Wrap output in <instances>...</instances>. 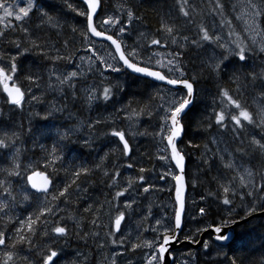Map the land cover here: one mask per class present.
Here are the masks:
<instances>
[{
	"label": "snow or ice",
	"instance_id": "snow-or-ice-1",
	"mask_svg": "<svg viewBox=\"0 0 264 264\" xmlns=\"http://www.w3.org/2000/svg\"><path fill=\"white\" fill-rule=\"evenodd\" d=\"M106 2L81 0L82 7H78L65 0L66 7L83 18L70 23L51 14L39 0H0V95L9 112H22L26 102L43 103L33 88L59 94V102L54 101L42 117L45 120L53 113L64 112L68 102L79 101L89 112L94 105L106 108L117 93L124 91L120 74H138L171 86L164 94L158 88L147 102L130 100L114 106L107 116L79 120L74 128L59 134L50 148L39 145L45 153L43 169H52L49 174L37 171L40 161L22 162V123L0 126V157L7 164L0 167V264H58L73 235L85 245L89 239L95 241L100 249L109 245L123 248L124 252L104 257L108 264H117V258L126 252L145 249L144 264H169V257L175 264L174 244H198L207 252L214 242L230 239L225 229L237 223L240 211L244 213L242 219L264 212V0H207L203 7L193 0H174L175 13L169 10L159 15V26L154 31L142 30L145 16L135 0H117L110 13L105 12ZM229 9L235 14L232 19L228 18ZM206 16L212 18L211 25L205 23ZM234 20L243 23L240 30L233 26ZM190 27L191 35L187 32ZM132 35L137 38L128 43ZM28 55H36L44 62L46 76L24 68L20 59ZM189 64L198 70L190 71ZM113 73L117 77H110ZM202 79L216 82L211 115L201 121L205 131L215 128L216 134L209 141L215 148L204 145L202 163L208 170L217 163L219 174L213 177L215 191L201 199L212 197L218 205L225 206V211L218 221L197 225L181 240L187 213V182L186 152L178 141L185 133L183 117L194 104ZM4 115L0 107V117ZM154 116L158 118L156 130L140 131L142 119L150 121ZM101 125L100 135L112 145L109 151L92 166H65L63 142L71 143L72 134L86 130L88 137L83 145L91 148L97 126ZM27 132L31 133V127ZM137 136L157 140L155 159L168 166L157 178L170 177L174 181L167 189L174 192V204L170 223L157 219L154 226L143 227L152 215L149 207L133 236L131 232L126 234L123 226L135 214L138 197L164 190L149 182L146 174L154 172V167L133 160L130 140ZM187 146L200 147L190 142ZM113 156L115 161L108 165L106 162ZM147 159L153 157L148 155ZM125 168L138 170L135 177L122 182ZM61 170L65 182L57 187L54 180ZM36 176L42 177V182L38 183ZM97 176L110 190V199L87 204L83 214L79 209L68 213L59 207L58 202L72 204L73 197L79 202L82 194L89 191L85 185L95 183L92 178ZM24 204L33 210L20 216L16 209ZM198 215L207 216L208 209L200 207ZM191 218L196 220L197 216ZM147 231L156 235L146 239L143 232ZM206 233L209 239L197 238ZM81 256L87 260L83 253H77V259L66 264H84ZM187 256L183 264H196L194 253ZM229 261L238 264L236 258ZM128 264H133L132 260ZM259 264H264V259Z\"/></svg>",
	"mask_w": 264,
	"mask_h": 264
},
{
	"label": "trees",
	"instance_id": "trees-1",
	"mask_svg": "<svg viewBox=\"0 0 264 264\" xmlns=\"http://www.w3.org/2000/svg\"><path fill=\"white\" fill-rule=\"evenodd\" d=\"M39 2H41V4H43L50 11V13L53 12V14L62 16L63 19H66L68 22L75 23L73 19L75 15L66 7L65 0H39ZM70 2L78 7H82L81 0H70ZM116 2L117 0H107L104 5L105 12L111 11ZM135 2L139 4V12L145 16L144 30L154 31L155 28L159 26V15H163L169 10L175 13L174 0H142V2L141 0H135ZM82 19L80 17H76V22L82 21ZM181 23H183L182 20ZM20 63L25 69L44 75V62H42L36 55L21 57ZM257 63H259V61H257ZM226 78L227 76L225 75V79ZM123 82L124 83L122 85L124 87V91L120 92V101L122 105L126 104L130 100L139 102L148 101L150 96L149 90L153 83L152 81L136 75H124ZM204 84L209 88L212 87L215 89L214 83L211 79H206ZM206 116H208L206 107L194 101V104L190 106L187 114L183 117L182 122L185 125V133L179 142L180 147L186 152L185 173L188 175V178L190 177V174L195 178V174H193V172L200 169L199 171H196L199 172V175L195 178L197 180L195 188L189 187L188 185V188L191 189V193H195L197 197V202L193 206L192 211L195 216H197V219L194 220V222L199 226L206 223H212L213 221H218L219 216L225 211V206L218 205V202L212 197L201 199V197H207V193L209 191H215L216 183L213 180V177H216L219 174L217 163L213 164L211 170H208L207 166L202 163V153H204L205 150H202L201 146L207 141V131L204 130L201 121H203ZM145 121L149 120L146 119ZM59 134L60 131L58 127H56L54 123H50L49 120H45L40 127L32 128L31 135L28 140L29 150L24 152L25 155H29L33 161H40L41 166L37 169L45 171L47 174L51 173L52 169H43L42 164L45 153L41 150L39 145L43 144L46 148H50L51 145L56 143L59 139ZM150 140V136H148L140 142L139 158L144 164L143 166L155 168L160 161L155 159V151L153 150V145ZM189 142L191 145H199L200 147L197 148L194 146H187L189 145ZM63 144L65 145L62 152L65 157V166L72 164H75L76 166L81 164L90 166L89 147L80 143H69L67 141H64ZM209 154L211 155V152H209ZM148 155L152 156L153 159L148 160ZM198 159L201 160L197 161ZM198 162L200 164H198ZM196 163L198 164L197 166L195 165ZM3 166H7L6 159L0 157V167ZM92 179L95 183L85 185L88 187L89 191L82 194L83 198L79 202H76L75 197H73L72 204L65 205L62 202H58L59 207L61 209L66 208L68 213H75V211L79 209L81 214H83V207L87 204L95 203L96 201L103 202L106 195L105 191L108 192L109 189H107L105 185L100 182V179L96 177ZM64 182L65 175L61 170L59 175L55 178L54 183L57 187H59ZM200 207H206L208 209L207 216L202 218L199 217L198 209ZM32 210L33 208H29L27 204H24V206L16 209V213L20 216H24ZM61 215H64V213L62 212ZM243 215L244 214L240 211V214L236 216V220H240ZM253 217L254 216L236 225L233 239L226 247L223 248V251L219 253L218 258H216L215 261L220 264H230L229 258H236L238 264H259L261 259H264V215L263 217ZM68 223H70L71 226V221H68ZM0 227H3L2 222H0ZM73 241L74 242H72L70 246H65V250L62 253L58 264H66V261L74 260L70 247L74 246V244L77 245L80 243V240L73 235ZM196 258L198 264L210 263L209 261L201 258L200 255H197Z\"/></svg>",
	"mask_w": 264,
	"mask_h": 264
},
{
	"label": "rangeland",
	"instance_id": "rangeland-1",
	"mask_svg": "<svg viewBox=\"0 0 264 264\" xmlns=\"http://www.w3.org/2000/svg\"><path fill=\"white\" fill-rule=\"evenodd\" d=\"M193 2L200 5L201 7H203L204 4H206L207 0H203V3H202V0H193ZM226 2L231 3V2H234V0H226ZM111 11H107V13H110ZM51 13L53 14V12H51ZM73 14L75 15V13H73ZM53 15H56V14H53ZM234 15L235 14L232 13L231 10L229 9V11H228L229 17L228 18L232 19ZM57 16H59V15H57ZM60 17H62V16H60ZM76 17L77 16L75 15L73 18L75 22H76ZM204 19H205V23H207L209 25L212 24V18L211 17L206 16ZM233 26L236 27L237 30H240L243 27V23L241 21L234 20ZM142 30L143 31H150V30H144V28H142ZM187 32H188V34H192L191 33L192 32L191 27L187 30ZM136 38L137 37L135 35H132V36L127 38V42L132 43L133 40H135ZM5 47H7V46L5 45ZM11 51L13 53H15L16 50L13 48ZM158 51L163 52L165 50L164 49H158ZM84 54L85 53H83V52L79 53V55H84ZM77 62H79V61H77ZM197 66H198V62H197ZM188 67H189L190 71L191 70H198V68L194 69L192 64H189ZM44 75L45 76L47 75V72L45 69H44ZM110 77L115 78V77H117V74H114V73L110 74ZM118 79H119V82L121 84L124 83L123 82L124 75L120 74L118 76ZM205 80L206 79H202L199 82L198 95H197L195 101H196V103H199V104L204 105L206 107L207 115L209 116V115H211V110L213 107V97L216 94V82L214 80H212V82L214 83V86H215V89H214L212 87H210V88L207 87L204 84ZM114 82H115V79H114ZM158 88L162 90L161 94L166 93L167 89H168V87H164L160 84L153 82L151 85V88L149 90L150 95L153 94ZM32 92H34L35 95H37V96H42L44 102L43 103H36L35 101H32L31 103L26 102L25 106H24V110L22 112H20V111L9 112V106H7L3 103L2 95H0V107H3L4 111H5V115L3 117H0V126L11 127L15 124H21V123L24 126L25 134L22 136L24 151L22 152L21 160L25 164H27L29 161H33L32 158L29 157V155H25V153H24V152H26V150H29L28 140H29V137L31 135V133L27 132V129L29 127H31V131H32L34 123H38V122L45 120L42 117L44 115H46L51 110V104L54 101L59 102V100H60L59 94L52 93L51 91H48L45 93L42 89L33 88ZM114 106L115 107L122 106V103L120 101V93H117L114 100L112 102H110L106 108L103 104H101L99 106L94 105L90 112L86 111L84 106L82 105V103L79 101L76 102L75 104L68 102V108L62 113L61 112L53 113L51 116H49V118H50L49 122L54 123V125H56V127H58L60 134H62L63 132L74 128L77 125L79 120H84L88 116H91V117H97L100 115L107 116L108 113L113 111ZM35 113H40V115L37 116V115H35ZM146 119L147 118H144L140 122L139 130L144 131L145 129H147L149 132H154L156 130V126L158 124V118L156 116H154L150 121H145ZM40 124L41 123H39L38 125H40ZM35 128H38V126H35ZM97 128H98V132L92 141L91 152L89 153L90 166L97 163L99 161L100 157H102L105 154V152L109 151V148L112 146L109 144V142L102 135H100V132L103 130V126L102 125L97 126ZM210 130H211V133L207 134L208 140L206 142H204L203 145L201 146L202 150H205V148H204L205 144H208L209 148H213V149L215 148V145L210 144L209 141L211 139V136L216 134V131H215V128L210 129ZM87 137H88V133L86 130L76 132L75 134H72V142L71 143L83 144V140ZM145 137H148V136H145ZM145 137L144 136H137L135 139L130 140V142L134 148L133 160L138 161L139 165H144L140 161V158H139V155H140L139 144L143 139H145ZM150 139H151L150 142L153 145L152 146L153 150L155 151V154H156L157 150H158V149H156V148H158L157 140H154L152 138V136H150ZM225 139H227V137H225ZM18 146H19V142H18ZM221 147H223V144L221 145ZM207 155L210 156L209 153H207ZM200 160L201 159H198L197 161H200ZM114 161H115V157L113 156V157H110L109 161H107L106 163L108 165H110ZM157 161H160V160H157ZM160 163L154 168L155 169L154 172H152L150 174H146V175H148L150 183L155 184L157 186V188L164 189V190L152 191L150 193H147V194H144V195L138 197V205L139 206L136 207L135 214H133L130 217V219H128L126 221L125 225L123 226L126 234L128 232H131L133 236L136 235V232H137L138 227L140 226L141 220H142L144 215H147L149 207H151L152 215L147 221H145L143 223V227H149L150 225L154 226L155 221L157 219L163 220L165 224L170 223V221H171V217L173 215V193L167 191V189L172 187L171 185H172L173 181L171 180L170 177L165 179V180H159L157 178V174L161 173L162 171L167 170V167H168L164 161H160ZM198 164H200V163L198 162ZM198 164L196 163L195 165L197 166ZM213 164H216V163H213ZM196 166H195V168H196ZM137 170L138 169H126V168L122 169V177H121L122 182L126 181L127 177H130V176L135 177L137 174ZM199 170L200 169L195 170L193 172V174H195V178L199 175V172H196ZM173 171H175L174 168H173ZM96 178L100 179L99 176H97ZM195 178L191 174H190L189 178H188V175H186V182L189 185V187L195 188V186H193V181H196L195 185L197 184V180ZM16 187L18 188L19 185H16ZM99 188H101V187H99ZM171 193H172V195H171ZM186 193H187V198H186L187 213H186L185 226L188 227V225H189L188 228L192 227V229L195 230V228L197 227V224L194 222V220L191 217L193 215H195L192 210H193V206L197 202V197H196L195 193H193V192L191 193L190 188L187 189ZM105 194H106L105 197H108L109 199L111 198L110 190H108V192L105 191ZM249 199H251V198H249ZM193 201H195V203H193ZM241 212L243 213V211H241ZM258 212H260V211H258ZM263 215L264 214L257 215L255 213L253 218L263 217ZM240 219H242V218H240ZM105 222L107 223V220H105ZM69 225H70V223H69ZM204 225L205 224H203L202 226H204ZM88 227H90V225ZM140 230L142 231V229H140ZM155 235L156 234L153 233L152 231L143 232V236L146 239H152ZM74 241H73V236H71L70 239L68 240L67 245L70 246L71 243ZM79 242L80 243H78L77 245L74 244V246H72L70 248L72 250L74 260L77 259V253H83L87 257L86 261L84 260V256L80 257V260L83 261L84 264H108V261L104 260L105 256L111 257V255L117 251L118 252H124L123 248H119V247H115V246H111V245H109L108 247H106L104 249H100L97 247L96 242L91 240V239H89L87 245H85V243L81 240ZM61 244H63V241H61ZM226 246H220L217 244L216 245L213 244V246L207 252H205V250L202 248V246L199 247V249L195 250L194 252L193 251H189V252H192V253L196 252L195 256H196V254L200 255L201 258L205 259L206 261H209L210 262L209 264H220L217 261H215V259L218 258L219 253H221L223 251V248ZM147 251L148 250L145 249L143 252H141V251H138L136 253H132L130 251L126 252L123 256L117 258V264H128L129 260H132L133 264H144V260L142 259V257L147 253ZM179 253L176 256L175 264H183V262L188 259V256H187L188 253H181V254H179ZM196 264H198L197 259H196Z\"/></svg>",
	"mask_w": 264,
	"mask_h": 264
},
{
	"label": "water",
	"instance_id": "water-1",
	"mask_svg": "<svg viewBox=\"0 0 264 264\" xmlns=\"http://www.w3.org/2000/svg\"><path fill=\"white\" fill-rule=\"evenodd\" d=\"M134 75L139 76V77H143V76H140V75H138V74H134ZM144 78H147V77H144ZM147 79H149L150 81H152V82H154V83H157V84H161V85H163L161 82L153 81L151 78H147ZM163 86H166V87H168V88L171 87V86H167V85H163ZM182 136H183V135H182ZM181 138H182V137H181ZM180 140H181V139H180ZM180 140L178 141V144H179ZM37 171H41V170H37ZM45 174H47V173L45 172ZM35 179H36V181H37L38 183H39V182H42V177H40V176H36ZM185 179H186V178H185ZM186 192H187V187H186ZM186 192H185V196H186ZM256 214H257V215H261V214H264V212H257ZM248 218H250V217H248ZM248 218H247V219H248ZM247 219H240V220L237 221V223L243 222V221H245V220H247ZM237 223H236V224H237ZM234 225H235V224H234ZM232 226H233V225H232ZM232 226H231V227H232ZM206 234H209V233H206ZM206 234H204L203 236H205ZM224 234L227 235V236H229L230 239H228L227 241H216V242H214V244H217V245H220V246H226V245H227V244L233 239V237H234V233H233V231H231L229 228L225 229ZM203 236H200L199 239L203 240ZM182 244L192 245L193 248H197L198 246H200V245H198V244H189V243H187V242H181V243H176V244H174V245L172 246V251H173L174 249L180 247ZM172 255H173V253H172ZM172 263H173V262H172V258L169 257V264H172Z\"/></svg>",
	"mask_w": 264,
	"mask_h": 264
},
{
	"label": "flooded vegetation",
	"instance_id": "flooded-vegetation-1",
	"mask_svg": "<svg viewBox=\"0 0 264 264\" xmlns=\"http://www.w3.org/2000/svg\"><path fill=\"white\" fill-rule=\"evenodd\" d=\"M40 4H41V2H40ZM41 5H43V4H41ZM44 6V5H43ZM45 7V6H44ZM46 8V7H45ZM47 9V8H46ZM48 10V9H47ZM49 11V10H48ZM50 12V11H49ZM47 120H50V118H48ZM45 121V120H44ZM44 121H41V122H38V123H34L33 124V128H35V126H38V127H40L41 125H42V123L44 122ZM39 123H41L40 125H38ZM89 150H90V152H91V148H89ZM160 163V162H159ZM161 164V163H160ZM162 165V164H161ZM37 170H40V169H37ZM171 186H173V183H172V185ZM187 198V193H186V197H185V199ZM187 205V204H186ZM185 220H186V216H185ZM192 230V231H194L193 229H192V227H190V228H188V227H186V226H184V229H183V233H182V235H181V240H183V235L184 234H190V232H189V230ZM209 236H210V234H206L205 236H203V240H205V239H209ZM198 239H199V237H197ZM189 247V248H188ZM199 247H201V245L200 246H198L197 248H194V249H192L193 247H192V245H188V244H182L180 247H178V248H176V249H174L173 250V254H174V257H175V259H176V256L178 255V253L179 254H181V253H188L189 251H195V250H197V249H199Z\"/></svg>",
	"mask_w": 264,
	"mask_h": 264
},
{
	"label": "bare ground",
	"instance_id": "bare-ground-1",
	"mask_svg": "<svg viewBox=\"0 0 264 264\" xmlns=\"http://www.w3.org/2000/svg\"><path fill=\"white\" fill-rule=\"evenodd\" d=\"M77 61H78V60H77ZM77 63H78V62H77ZM69 110H70V109H69ZM74 110H75V109H74ZM84 112H85V111H84ZM51 118H52V117H51ZM53 118H54V117H53ZM43 121H44V120H43ZM75 121H76V120H75ZM47 122H48V121H47ZM51 122H52V121H51ZM207 131H208L207 134H208V133H211V130H207ZM212 132H213V131H212ZM144 137H145V136H144ZM207 137H208V135H207ZM80 140H81V139H80ZM207 140H208V138H207ZM80 142H81V141H80ZM96 144H97V143H96ZM94 150H95V149H94ZM253 216H254V215H253ZM238 220H239V219H238ZM238 220H237V221H238ZM243 222H244V221H243ZM240 223H241V222H240ZM237 224H239V223H237ZM237 224H235V225H233L232 227L229 228L231 231H233V233H235L234 230H235V227H236ZM214 245H216V244H214ZM188 248H189V247H188ZM192 249H194V248H192ZM197 250H198V249H197ZM195 253H196V252H195ZM195 253H194V254H195ZM198 254H199V253H198ZM196 256H197V254H196ZM196 259H197V258H196Z\"/></svg>",
	"mask_w": 264,
	"mask_h": 264
}]
</instances>
